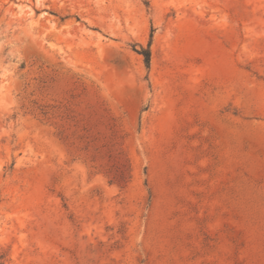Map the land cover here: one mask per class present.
Instances as JSON below:
<instances>
[{
  "label": "rangeland",
  "instance_id": "rangeland-1",
  "mask_svg": "<svg viewBox=\"0 0 264 264\" xmlns=\"http://www.w3.org/2000/svg\"><path fill=\"white\" fill-rule=\"evenodd\" d=\"M0 264H264V0H0Z\"/></svg>",
  "mask_w": 264,
  "mask_h": 264
},
{
  "label": "trees",
  "instance_id": "trees-1",
  "mask_svg": "<svg viewBox=\"0 0 264 264\" xmlns=\"http://www.w3.org/2000/svg\"><path fill=\"white\" fill-rule=\"evenodd\" d=\"M135 50L143 55L146 66H147V68H149L150 67V61H151V51H150L149 46L148 47L141 46L140 49H136V47H135Z\"/></svg>",
  "mask_w": 264,
  "mask_h": 264
}]
</instances>
